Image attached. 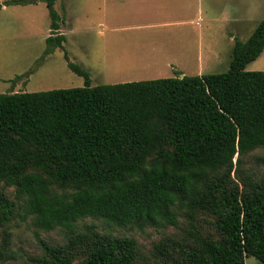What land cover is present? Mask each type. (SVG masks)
I'll list each match as a JSON object with an SVG mask.
<instances>
[{
	"label": "trees",
	"instance_id": "1",
	"mask_svg": "<svg viewBox=\"0 0 264 264\" xmlns=\"http://www.w3.org/2000/svg\"><path fill=\"white\" fill-rule=\"evenodd\" d=\"M37 1L6 0L0 10ZM40 1L52 20L49 54L66 37L57 33L58 0ZM263 51L264 19L235 39L223 73L91 86L65 54L85 86L0 93V264H150L133 237L93 224L79 230L86 218L179 229L154 245L157 264H245L248 256L264 264V178L240 168L264 147V70H246ZM17 216L37 229L41 255L25 259L13 248ZM57 229L68 234L64 244L39 236Z\"/></svg>",
	"mask_w": 264,
	"mask_h": 264
},
{
	"label": "rangeland",
	"instance_id": "2",
	"mask_svg": "<svg viewBox=\"0 0 264 264\" xmlns=\"http://www.w3.org/2000/svg\"><path fill=\"white\" fill-rule=\"evenodd\" d=\"M26 4L32 5L27 9L9 7L0 13V93L85 86L84 77L68 66L65 54L69 61L89 72L91 86L182 76L170 70L135 72L128 63L110 56L112 51L136 46L135 41L161 48L174 43L184 51L178 66L183 75L223 73L229 69L235 39L247 40L264 19V0H58L55 9L62 30L57 33H64L66 40L63 48L44 54L52 23L47 5L40 0L22 5ZM146 22L172 23L135 27ZM114 27L119 29L113 32ZM246 70H264V51ZM240 168L241 174L264 178V147L243 157ZM179 219L184 227L185 218ZM211 221V216L198 219L202 228L213 232ZM89 224L103 233L135 238L150 264H157L152 258L154 245L163 236L180 232L173 226H109L103 219L94 218L79 221V230ZM36 232L30 219L17 216L11 224L13 248L25 259L42 254ZM38 232L41 239L53 244H64L68 237L63 229ZM20 260L7 264H18ZM245 264L263 263L248 256Z\"/></svg>",
	"mask_w": 264,
	"mask_h": 264
},
{
	"label": "crops",
	"instance_id": "3",
	"mask_svg": "<svg viewBox=\"0 0 264 264\" xmlns=\"http://www.w3.org/2000/svg\"><path fill=\"white\" fill-rule=\"evenodd\" d=\"M139 1V0H135ZM32 4H14L9 6H4L0 13L8 10L9 7H23L27 9L28 6ZM154 20V19H152ZM147 21V20H146ZM172 22H146L145 24H139L135 27H146V26H152V25H162V24H171ZM119 29V27L112 28V31L115 32ZM62 30V29H59ZM58 30V32H59ZM52 30L50 29L49 35L50 36ZM63 34L64 33H60ZM47 39V38H46ZM137 44V45H136ZM134 47H129L127 51L122 49L121 51H116V53H113V51L110 53V56H112L115 61L121 62L122 60L125 63H128L130 66V69L135 72H146V71H153L156 73L165 72L167 73L168 70L172 72H179L181 75H183L182 70L178 67L179 64H182L180 58L183 57L184 51L181 49L179 51V48L177 49L174 43L171 45L170 42L167 43V45H164V48H161L159 45H156L154 43H147L145 41H135ZM146 50H143L144 47ZM163 50V51H162ZM162 51V53H160ZM156 52V53H155ZM146 67L150 69H145ZM179 68V69H178Z\"/></svg>",
	"mask_w": 264,
	"mask_h": 264
}]
</instances>
